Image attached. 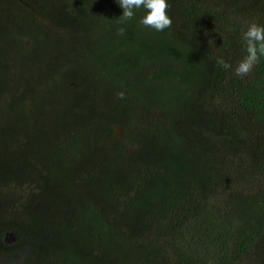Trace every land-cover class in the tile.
Wrapping results in <instances>:
<instances>
[{
	"label": "trees",
	"instance_id": "obj_1",
	"mask_svg": "<svg viewBox=\"0 0 264 264\" xmlns=\"http://www.w3.org/2000/svg\"><path fill=\"white\" fill-rule=\"evenodd\" d=\"M167 2L0 0V264H264V0Z\"/></svg>",
	"mask_w": 264,
	"mask_h": 264
},
{
	"label": "clouds",
	"instance_id": "obj_2",
	"mask_svg": "<svg viewBox=\"0 0 264 264\" xmlns=\"http://www.w3.org/2000/svg\"><path fill=\"white\" fill-rule=\"evenodd\" d=\"M119 6L123 9L121 20H130L135 15V10L143 8L144 16L139 23L144 27H149L157 32H162L172 26V19L168 15L169 4L167 0H117ZM124 29H118L117 34L123 35ZM246 42L245 51L247 55L240 61L235 68L226 62L223 58L216 59L217 65L225 70H232L233 74L238 78H244L251 73L254 67L264 56V26L252 23L248 26L243 34ZM119 99L124 98V93L117 94Z\"/></svg>",
	"mask_w": 264,
	"mask_h": 264
},
{
	"label": "flooded vegetation",
	"instance_id": "obj_3",
	"mask_svg": "<svg viewBox=\"0 0 264 264\" xmlns=\"http://www.w3.org/2000/svg\"><path fill=\"white\" fill-rule=\"evenodd\" d=\"M5 238H6V240L9 241V242H13L14 240H16V237L13 236L12 239H14V240H13V241H10V240H9V239H10V238H9V234H6V237H5Z\"/></svg>",
	"mask_w": 264,
	"mask_h": 264
},
{
	"label": "water",
	"instance_id": "obj_4",
	"mask_svg": "<svg viewBox=\"0 0 264 264\" xmlns=\"http://www.w3.org/2000/svg\"><path fill=\"white\" fill-rule=\"evenodd\" d=\"M9 235H10V234H9ZM9 240H10V241H13L14 239L10 238Z\"/></svg>",
	"mask_w": 264,
	"mask_h": 264
},
{
	"label": "rangeland",
	"instance_id": "obj_5",
	"mask_svg": "<svg viewBox=\"0 0 264 264\" xmlns=\"http://www.w3.org/2000/svg\"><path fill=\"white\" fill-rule=\"evenodd\" d=\"M13 236L12 235H9V238H12Z\"/></svg>",
	"mask_w": 264,
	"mask_h": 264
}]
</instances>
